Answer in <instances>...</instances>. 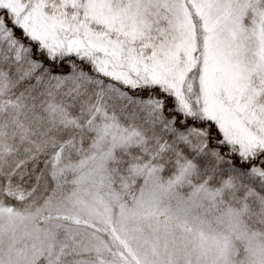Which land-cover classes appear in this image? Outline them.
I'll return each mask as SVG.
<instances>
[{"label": "snow or ice", "instance_id": "snow-or-ice-1", "mask_svg": "<svg viewBox=\"0 0 264 264\" xmlns=\"http://www.w3.org/2000/svg\"><path fill=\"white\" fill-rule=\"evenodd\" d=\"M0 264H264V0H0Z\"/></svg>", "mask_w": 264, "mask_h": 264}]
</instances>
